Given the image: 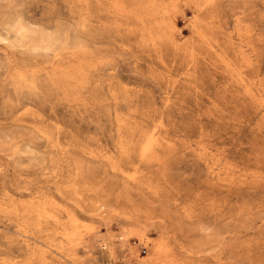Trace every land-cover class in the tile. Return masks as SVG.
<instances>
[{
	"label": "rangeland",
	"instance_id": "rangeland-1",
	"mask_svg": "<svg viewBox=\"0 0 264 264\" xmlns=\"http://www.w3.org/2000/svg\"><path fill=\"white\" fill-rule=\"evenodd\" d=\"M0 264H264V0H0Z\"/></svg>",
	"mask_w": 264,
	"mask_h": 264
},
{
	"label": "built area",
	"instance_id": "built-area-1",
	"mask_svg": "<svg viewBox=\"0 0 264 264\" xmlns=\"http://www.w3.org/2000/svg\"><path fill=\"white\" fill-rule=\"evenodd\" d=\"M144 253H146L145 249L143 250Z\"/></svg>",
	"mask_w": 264,
	"mask_h": 264
}]
</instances>
